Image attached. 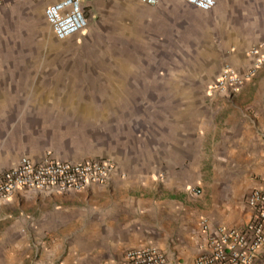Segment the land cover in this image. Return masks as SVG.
Listing matches in <instances>:
<instances>
[{
    "label": "crops",
    "instance_id": "obj_1",
    "mask_svg": "<svg viewBox=\"0 0 264 264\" xmlns=\"http://www.w3.org/2000/svg\"><path fill=\"white\" fill-rule=\"evenodd\" d=\"M52 2L2 0L0 12H8L6 6L23 9L30 19L32 49L33 8L44 3V11ZM133 3L153 16V36L145 47L151 60L130 51L120 65L116 58H106L105 71L95 67L105 57L82 61V54L96 55L92 41L84 38L86 27L64 41L53 34V39L38 41L44 49L55 47L58 59L49 71L194 75L191 81L199 86L205 82L206 88L157 89L152 96L137 92L132 105L125 99L129 88L111 85L98 101L78 92L72 110L95 115L70 119L90 120V138L78 135L67 154L24 146L23 156L35 162L47 156L67 162L105 161L111 165L110 178L79 193L23 191L0 204L4 212L25 198L23 217L0 214V264L18 254L39 264H127L125 252L140 247L157 248L166 264H195L219 228H242L250 219L247 198L264 181V62L258 64L264 59V0H215L208 12L179 0L156 5L128 0L122 7L129 10ZM82 5L85 11L90 0ZM16 49L15 41L6 40L0 54L10 61ZM225 66L244 79L243 87L212 88ZM114 96L121 99L112 100ZM5 109L0 121L6 124L10 118ZM5 152L0 146V168L9 169L21 157H3Z\"/></svg>",
    "mask_w": 264,
    "mask_h": 264
},
{
    "label": "rangeland",
    "instance_id": "obj_2",
    "mask_svg": "<svg viewBox=\"0 0 264 264\" xmlns=\"http://www.w3.org/2000/svg\"><path fill=\"white\" fill-rule=\"evenodd\" d=\"M126 3L128 0H90V6L84 11L88 20L87 34L84 38L92 41L90 46L93 50L96 49V55L90 58L83 57L84 54H82V61L92 62L105 57L103 64L95 65L105 71L109 67L106 58L114 57L120 65V58H124V55L130 51L137 55L139 53L142 58L152 59L147 56L145 47L151 43L153 36V16L150 11L137 3H133V7L126 10L122 7ZM44 6V3H39L33 8L35 15L33 31L36 34L32 38L35 46L32 49L28 48L32 29L30 19L23 9L6 6L8 12H0V45H4L6 40L15 41L17 44L15 54L10 61H7L8 58L2 53L0 54V116H3L2 110L6 108L7 111L4 114L10 118L6 124L0 121V146L6 150L3 157L13 155L19 159L24 154V146L28 148L43 146L52 154L57 150L67 154L70 150H74L71 146H74L78 135L90 138V132L93 130L90 128L92 124L90 120L70 119L73 116L95 115L88 111L72 110L78 92L85 91L88 93L86 96L88 100L98 101L104 89H109L111 85V88L115 89L129 88L132 92L125 99L132 105L135 104L137 95H140L137 92L152 96V91L157 89L186 86L206 88L205 82L199 86L197 82L191 81L195 79L194 75H153L151 72L143 75L141 72L139 75H120L119 73L111 75L102 71L100 75H82L73 72L64 74L60 70L50 72V68L55 66L58 59L55 47L44 49V43H38L40 40L53 39L51 30L42 16ZM17 12L19 15L15 16L14 13ZM21 45L24 47L21 48ZM87 50L85 49V55L89 56L90 54L86 53ZM189 81L193 85L189 84ZM243 86L244 79L239 89ZM63 94L65 95L62 96ZM120 97L114 96L111 99L119 100ZM84 107L91 106L84 105ZM7 108L14 109L15 112ZM106 108H109V105ZM103 114L107 113L100 112L97 115ZM149 115L153 117L152 112ZM15 116L16 123L13 121ZM114 130L117 132V129ZM110 131L112 129H108L107 133ZM115 132L113 131V134ZM6 169L0 168V175ZM24 200V197L22 200L19 199L16 207L6 208L4 212L0 211V214L8 215L12 219L23 217ZM38 251L40 254V250ZM260 260V264H264V254ZM5 264L39 263L32 260L30 256L18 254Z\"/></svg>",
    "mask_w": 264,
    "mask_h": 264
},
{
    "label": "built area",
    "instance_id": "obj_3",
    "mask_svg": "<svg viewBox=\"0 0 264 264\" xmlns=\"http://www.w3.org/2000/svg\"><path fill=\"white\" fill-rule=\"evenodd\" d=\"M160 0H142L156 5ZM200 11L208 12L215 0H179ZM2 0H0V3ZM44 19L53 36L64 41L87 27L82 0H53L43 11ZM264 59L258 60V64ZM243 83L230 67L225 66L213 89L238 90ZM111 165L105 161L67 162L47 156L35 162L27 156L0 175V204L16 193L28 191L45 195L79 193L90 184H103L109 180ZM199 194V190H194ZM252 213L242 228L221 227L216 236L208 239L205 249L195 264H256L264 250V181L247 198ZM203 230L206 224L202 223ZM127 264H166L164 254L155 247L132 248L125 252Z\"/></svg>",
    "mask_w": 264,
    "mask_h": 264
}]
</instances>
